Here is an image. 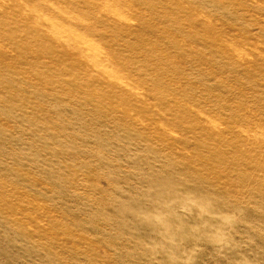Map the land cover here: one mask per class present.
I'll return each mask as SVG.
<instances>
[{
	"label": "rangeland",
	"instance_id": "374dc122",
	"mask_svg": "<svg viewBox=\"0 0 264 264\" xmlns=\"http://www.w3.org/2000/svg\"><path fill=\"white\" fill-rule=\"evenodd\" d=\"M0 264H264V0H0Z\"/></svg>",
	"mask_w": 264,
	"mask_h": 264
}]
</instances>
